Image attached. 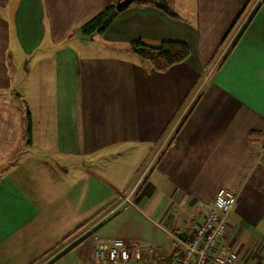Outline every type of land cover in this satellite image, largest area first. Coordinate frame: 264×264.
I'll return each instance as SVG.
<instances>
[{"label":"crops","instance_id":"1","mask_svg":"<svg viewBox=\"0 0 264 264\" xmlns=\"http://www.w3.org/2000/svg\"><path fill=\"white\" fill-rule=\"evenodd\" d=\"M164 1L175 15L130 4L88 39L104 0H0V264H174L219 188V243L264 260V0ZM136 38L189 54L157 71ZM115 239L129 259L95 261Z\"/></svg>","mask_w":264,"mask_h":264},{"label":"built area","instance_id":"2","mask_svg":"<svg viewBox=\"0 0 264 264\" xmlns=\"http://www.w3.org/2000/svg\"><path fill=\"white\" fill-rule=\"evenodd\" d=\"M235 201L234 191L225 188L216 190L211 208L184 241L174 264H236V252L219 243L225 235L226 220ZM130 251L121 239L101 241L93 250V259L99 262H124L129 259ZM261 264H264V260Z\"/></svg>","mask_w":264,"mask_h":264},{"label":"trees","instance_id":"3","mask_svg":"<svg viewBox=\"0 0 264 264\" xmlns=\"http://www.w3.org/2000/svg\"><path fill=\"white\" fill-rule=\"evenodd\" d=\"M118 1L120 0H104L103 7L81 24L82 32L86 35L101 34L118 14L119 11L115 9V4ZM131 4L153 5L161 8L169 15H175L164 0H134ZM251 16L248 18L247 23ZM129 45L133 53L148 62L157 71H164L171 65L182 62L189 54L187 44L180 40H162L158 45L152 46L145 44L140 38H136L131 40ZM190 110L187 111L185 116ZM24 119L27 124V133L29 134L31 120L28 111L24 113Z\"/></svg>","mask_w":264,"mask_h":264},{"label":"rangeland","instance_id":"4","mask_svg":"<svg viewBox=\"0 0 264 264\" xmlns=\"http://www.w3.org/2000/svg\"><path fill=\"white\" fill-rule=\"evenodd\" d=\"M249 8H250V6H249ZM248 9L244 12V14H246V12L248 11ZM183 17H185L184 19H186L187 16L185 15ZM180 20L181 21H184L181 18H180ZM76 34H77V32H76ZM96 36H97L96 38H98V39L100 38L97 34H96ZM46 38H47V36H46ZM118 50H121V49H118ZM21 61H22V63H19V61L17 62L18 66L20 65V69H18V70L12 69L11 70V74H13V83H14L13 84L14 85L13 86L14 87V92L12 94L13 95V99H15L16 98V95L19 94V93H21L22 95H24L25 88H26L27 81H25V80L23 81V77L25 76L24 75L25 70L23 68V63L25 62V59L23 58V60H21ZM26 111H28V109H27V107L25 105L24 113Z\"/></svg>","mask_w":264,"mask_h":264},{"label":"water","instance_id":"5","mask_svg":"<svg viewBox=\"0 0 264 264\" xmlns=\"http://www.w3.org/2000/svg\"><path fill=\"white\" fill-rule=\"evenodd\" d=\"M134 0H120L118 2H116L115 4V9L117 11H121L123 10L125 7H127L128 5H130ZM77 35L81 38H88L90 39L92 37V35H86L82 32L81 28L78 27L76 29ZM179 237L183 240V236H185V232H179Z\"/></svg>","mask_w":264,"mask_h":264}]
</instances>
